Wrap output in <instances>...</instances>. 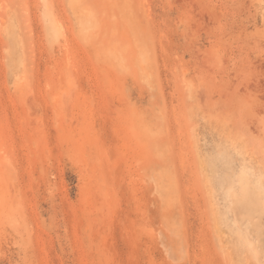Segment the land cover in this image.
Returning <instances> with one entry per match:
<instances>
[{
	"label": "rangeland",
	"instance_id": "obj_1",
	"mask_svg": "<svg viewBox=\"0 0 264 264\" xmlns=\"http://www.w3.org/2000/svg\"><path fill=\"white\" fill-rule=\"evenodd\" d=\"M0 264H264V0H0Z\"/></svg>",
	"mask_w": 264,
	"mask_h": 264
}]
</instances>
